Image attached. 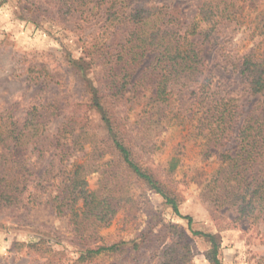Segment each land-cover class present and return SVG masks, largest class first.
I'll list each match as a JSON object with an SVG mask.
<instances>
[{"label":"rangeland","instance_id":"obj_1","mask_svg":"<svg viewBox=\"0 0 264 264\" xmlns=\"http://www.w3.org/2000/svg\"><path fill=\"white\" fill-rule=\"evenodd\" d=\"M33 1L46 11L23 12V5L30 6L28 0H0V115L9 112L23 121L32 105L58 99L62 109L51 115L46 132L53 136L71 107L69 102H76L85 94L79 67L90 77L93 74L84 41L97 33L99 17L90 23L79 22L77 14L62 20L55 2ZM143 1L171 6L180 17L178 22L196 21L201 27L210 25L202 10L205 2L224 6L220 2L223 0ZM232 1L235 4L233 16L217 24L211 34L207 38L201 37L198 43L206 61L205 74L209 76L204 91L196 98L184 91L174 105L175 110L194 115L206 110L210 98H223V104L226 103L234 114L232 133L221 141L219 147H210V152H206L202 136L191 132L186 124H175L165 127L156 137L154 129H150L153 134L150 144L134 147L140 163L151 167L158 178L167 182V187L179 194L180 212L183 216H191L192 224L190 227L187 219L175 213L156 190L129 178L131 201L118 209L107 225L98 228L97 237L103 239H88L92 243L110 245L140 238L141 248L120 254V264H162L167 257L176 255L174 248L186 249V243L191 250L189 264H210L207 254L211 243L193 230L216 235L223 264H264V209L259 210L252 204L251 209L244 211L241 201L232 210L219 208L201 193L203 186L221 167L222 150L239 151L238 130L245 116H264L262 97L251 92L237 67L246 56H251L252 61L264 56V0ZM80 23L84 27L79 31ZM81 35L84 39L80 38ZM191 39L197 40L198 36ZM44 65L47 73L36 77ZM34 67V71H30ZM146 86L119 108L136 131L144 122L145 100L151 92ZM66 101L69 103L67 107ZM94 114V123H97V114ZM60 148L50 145L41 158L30 150L18 153L27 159L31 170L28 174L29 191L23 192L19 208L0 209V264H40L49 256L44 251L50 246L56 251L53 253L56 263L76 264L80 248L84 246L83 239L78 238L76 232L78 218L70 213L56 214L51 202L63 192L69 172L87 156L78 151L62 159ZM111 158L106 154L104 160ZM173 158L177 159V164L169 172ZM258 168L245 171L247 177L257 174ZM87 181L90 188L97 187L99 174H91ZM81 205L79 201L76 208ZM76 212L79 214L80 211ZM40 240L42 243L38 247L44 251L32 246ZM112 261L113 255L107 254L81 264H111Z\"/></svg>","mask_w":264,"mask_h":264},{"label":"trees","instance_id":"obj_2","mask_svg":"<svg viewBox=\"0 0 264 264\" xmlns=\"http://www.w3.org/2000/svg\"><path fill=\"white\" fill-rule=\"evenodd\" d=\"M28 1L31 7L23 5V12L46 11L36 1ZM51 1L55 2L62 20L77 14L79 22L90 23L99 17L97 33L84 41L93 74L90 77L79 67L85 94L82 99L69 102L71 107L53 136L46 132L51 115L62 109L58 99L32 105L23 121L9 112L0 115V148L6 149L0 151V209L19 208L23 192L29 191L28 174L31 170L27 159L18 154L20 151L30 150L41 158L48 147L54 145L61 147L59 156L62 159L67 154L83 151L87 156L85 161L69 172L63 192L52 198V208L58 215L70 213L78 218L76 232L78 238L83 239L84 246L80 248L76 264L107 254L113 255L111 264H120V254L141 248L140 238L110 245L92 243L88 239H103L97 237L98 228L107 225L118 209L131 201L129 178L142 181L160 193L191 227L192 217L183 216L180 212L179 194L167 187V182L158 178L151 167L140 163L134 147L150 144L153 135L150 129H154L156 137L165 127L175 124H186L191 132L202 136L206 152H210V147H219L221 141L232 133L234 114L226 103L223 104V98L209 97L206 110L194 115L175 110L174 105L178 95L184 91L194 94L195 98L204 91L209 76L205 74L206 61L198 43L201 37L207 38L217 24L233 16L235 4L232 0H223L220 1L224 4L221 8L220 3L205 2L202 10L210 25L201 27L196 21L188 24L178 22L180 17L171 6L150 4L149 1ZM83 27L80 23L78 30ZM194 35L198 36L197 40L191 39ZM83 37L81 35L80 38ZM73 64L77 66V63ZM237 67L251 92L259 94L264 103V56L257 61L246 56ZM46 71L47 66H42L36 77L45 76ZM145 85L151 92L145 100L144 122L136 131L119 108ZM69 103L66 101L65 107ZM94 112L97 123H94ZM141 130L144 132L140 133ZM238 137L239 151L222 150L221 167L203 186L201 193L219 208L232 210L241 201L244 211L252 204L263 210L264 116L247 114L239 127ZM106 154L112 158L104 160ZM176 164L177 159L173 158L168 171H173ZM256 166H259L257 174L247 177L245 171ZM93 173L99 174V184L90 188L87 178ZM79 201L82 205L76 208ZM76 211H80L79 214ZM32 227L35 228L34 225ZM193 233L207 237L211 243L207 254L210 264H223L216 235L198 230H193ZM40 242L42 240L32 246L38 247ZM186 245V249L181 251L174 248L176 255L167 257L162 264H189L191 250ZM37 249L44 251L40 247ZM44 252L49 256L40 264H58L53 259L56 251L51 246Z\"/></svg>","mask_w":264,"mask_h":264}]
</instances>
